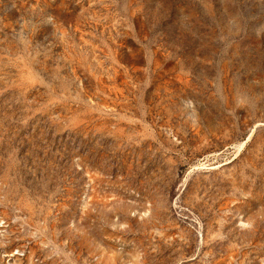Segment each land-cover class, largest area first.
<instances>
[{
    "label": "rangeland",
    "instance_id": "obj_1",
    "mask_svg": "<svg viewBox=\"0 0 264 264\" xmlns=\"http://www.w3.org/2000/svg\"><path fill=\"white\" fill-rule=\"evenodd\" d=\"M0 264H264V0H0Z\"/></svg>",
    "mask_w": 264,
    "mask_h": 264
}]
</instances>
